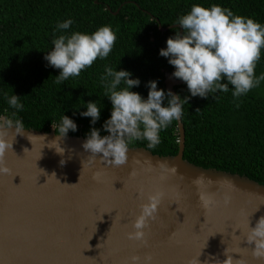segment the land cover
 I'll list each match as a JSON object with an SVG mask.
<instances>
[{"label": "water", "instance_id": "water-1", "mask_svg": "<svg viewBox=\"0 0 264 264\" xmlns=\"http://www.w3.org/2000/svg\"><path fill=\"white\" fill-rule=\"evenodd\" d=\"M173 27L182 33L179 25L159 24L161 31ZM171 74L165 88L177 94L175 86L184 82ZM53 128H25L5 155L10 171L0 174V264H126L134 254L151 256L152 264H216L226 248L236 252L233 259L264 264L244 239L247 219L254 227L264 216V185L184 159L182 120L176 155L129 147L127 163L118 167L90 160L83 136L67 134L59 142L63 155L56 153L47 147L56 138ZM155 191L164 195L149 221L147 244L128 240L132 221ZM200 192L215 203L205 208Z\"/></svg>", "mask_w": 264, "mask_h": 264}, {"label": "trees", "instance_id": "trees-1", "mask_svg": "<svg viewBox=\"0 0 264 264\" xmlns=\"http://www.w3.org/2000/svg\"><path fill=\"white\" fill-rule=\"evenodd\" d=\"M193 4H219L264 24V0H0V115L13 111L4 95L14 94L24 105L18 115L25 128L49 131L57 128L66 115L77 124V130H70L69 135L86 137L92 127L107 135L102 125L110 117L111 102L100 83L105 65L139 78L140 85L131 91L145 98L149 81H158L157 87L167 92L166 73H173L174 67L159 55V50L179 28L161 31L159 24L164 28L176 24ZM68 18L75 21L69 32L92 33L111 25L117 40L106 60L97 59L80 76L57 85L54 81L60 70L49 66L44 57L53 48L57 23ZM255 71L257 76L264 73V50ZM175 90L181 98L190 97L185 83L176 85ZM97 99L104 108L100 120L91 125V118L80 113L86 111L84 103ZM182 122L184 159L204 168L247 176L264 185V81L236 102L231 85L229 92H218L208 99L190 97ZM160 136L162 142L153 149L148 148L146 140L134 141L129 147L176 155L177 121Z\"/></svg>", "mask_w": 264, "mask_h": 264}, {"label": "clouds", "instance_id": "clouds-1", "mask_svg": "<svg viewBox=\"0 0 264 264\" xmlns=\"http://www.w3.org/2000/svg\"><path fill=\"white\" fill-rule=\"evenodd\" d=\"M74 23L72 18L57 23L53 32V48L44 57L49 66L60 70L54 81L57 85L70 77L80 76L97 59L106 60L117 40L116 31L111 25L101 26L92 33L69 32ZM175 25L180 26L182 33L176 31L167 38L166 47L159 50V55L167 58L168 63L174 67L171 77L186 84L190 97L208 99L218 92H229L231 85L232 97L236 102L264 81V73L257 76L255 71L264 50V24L237 15L219 4L209 7L193 4L188 13L178 18ZM57 32L63 34L56 35ZM131 77L132 73L127 70L118 71L105 65L100 83L104 96L111 102L110 117L102 125L103 131L108 134L102 136L101 129L95 127L87 134L82 148L90 154L88 157L92 161L99 157V161L105 164L122 166L128 161L129 145L132 142L146 140L148 148L153 149L162 142L161 131L167 130L173 121L183 119L184 105L188 104L189 96L181 98L171 90L165 92L157 87L158 81L153 80L146 85L148 94L145 98L131 91L140 85L139 78ZM4 98L13 111L10 115H0V174L10 171L5 163V155L12 150L16 136L25 135L26 132L24 122L18 115L24 110L20 97L5 93ZM84 104L86 111L80 115L90 117V124L95 125L100 120L103 103L97 99ZM235 106L238 108L240 105L236 103ZM53 129L56 138L47 147L63 155L65 149L59 142L70 130L75 132L77 124L63 115L57 128ZM33 137H39L42 141L46 139V135ZM100 175L98 172L96 178ZM163 195V192L155 191L147 196V202L141 205L139 214L131 223V230L126 233L128 240L147 244L146 230L149 221L155 219ZM199 197L205 208L215 203L206 192H200ZM224 202H229L227 197ZM249 224L247 219L244 239L253 245V258L264 260V216L257 220L254 227ZM232 253L236 252L226 248L223 253L225 259H214L216 264H246L242 259H233ZM126 264H152V258H141L134 254L128 257ZM192 264H199V261L196 259Z\"/></svg>", "mask_w": 264, "mask_h": 264}]
</instances>
